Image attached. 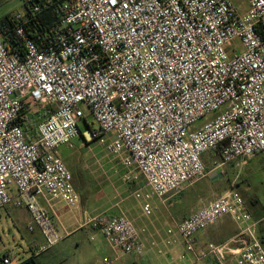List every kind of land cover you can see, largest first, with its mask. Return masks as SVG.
<instances>
[{
    "label": "built area",
    "instance_id": "obj_1",
    "mask_svg": "<svg viewBox=\"0 0 264 264\" xmlns=\"http://www.w3.org/2000/svg\"><path fill=\"white\" fill-rule=\"evenodd\" d=\"M23 2L28 9L13 15L23 53L10 52L0 36V211H28L30 231L42 238L34 256L63 239L42 201L80 208L58 152L79 136L106 145L126 171L124 181L141 177L151 191L145 198L163 203L206 176L208 152L219 153L218 169L264 157V0H247L244 13L232 0ZM45 7L57 19L47 26L39 17ZM88 114L97 127L83 133L80 122L91 127ZM144 211L151 213L149 204ZM225 216L239 232L196 252V235ZM83 224L114 250L145 253L141 232L125 215ZM174 227L168 233L175 231L197 261L213 256L225 264L232 255L237 264H264L257 223L236 191ZM22 263L0 255V264Z\"/></svg>",
    "mask_w": 264,
    "mask_h": 264
},
{
    "label": "rangeland",
    "instance_id": "obj_2",
    "mask_svg": "<svg viewBox=\"0 0 264 264\" xmlns=\"http://www.w3.org/2000/svg\"><path fill=\"white\" fill-rule=\"evenodd\" d=\"M232 1L240 12L244 13L249 10L247 0ZM24 8L23 0H0V18L6 15H14L18 11H24ZM234 43L240 45L238 40ZM87 117L91 127H88L84 121L80 122V129L83 133L90 132L91 128L97 127L94 118L89 114ZM204 122L205 120L202 121V123ZM105 138L108 142L109 138ZM58 152L71 171L74 177V185L81 198L84 194L85 197H92L96 201L103 200L105 203L104 210L110 209L115 203L124 199L121 206L129 210L128 215L127 213L125 215L134 223L141 234L142 231L145 232L141 229L147 226L159 230L151 252L155 264L187 263L189 254L186 252L181 238L175 231L173 234L168 233L169 229L174 230L175 227L166 218L165 204L154 195L146 199V194H151L148 187L141 188V196L137 198L134 192L128 188L130 183L123 179V167L121 164L119 165L117 158L107 153L106 145H102L97 140L87 141L83 136H79L72 142L71 146H62ZM214 156V152H208L205 155L206 172L209 166H213L214 161L220 160L218 154L217 159ZM248 169L244 173V179L238 183V186L247 193L245 194L248 200L245 203L246 208L249 206V200L257 199L259 208L264 210V169L258 165L257 160H252ZM231 178V174H227L225 180H231ZM218 179L222 178L219 177ZM205 181L208 182L209 179L206 178ZM217 181L215 178L214 184ZM79 187L82 188V193ZM136 188L140 187L137 186ZM87 190H89L88 193ZM238 193L245 200V196L240 192ZM219 196L221 194L217 198ZM145 204L150 205L151 213L149 215L144 211ZM250 206L254 207L252 204ZM114 209L111 208L110 212ZM116 211L117 209L114 210V212ZM84 217L81 208L72 212L68 211L63 221L72 233L67 236L61 232L63 237L61 242L36 255V264H95L97 259L110 253L109 244L99 230L90 224H87L84 229L78 228L79 224L87 221ZM31 224V216L25 208L10 206L1 210L0 255L11 252L18 261L23 260L24 257H30L33 252L31 251L32 248H36V246L39 248L40 246L39 239L36 238L38 230L30 231ZM183 254H186V258L182 260L180 256ZM141 258L145 257L142 256Z\"/></svg>",
    "mask_w": 264,
    "mask_h": 264
},
{
    "label": "crops",
    "instance_id": "obj_3",
    "mask_svg": "<svg viewBox=\"0 0 264 264\" xmlns=\"http://www.w3.org/2000/svg\"><path fill=\"white\" fill-rule=\"evenodd\" d=\"M214 154V157L217 159L216 156L217 154L219 155V153L214 152ZM252 160H257L258 165L262 166V168L264 169V157L262 155H257L253 158L243 159L234 163L223 165L221 168L218 169L217 165H219V163L221 162L220 158L219 161L216 160L213 162V166L211 165L208 167V171L205 177L190 184L179 193L169 194L166 197V202H164L166 206V218L168 222L172 226H175L179 222L188 218L190 215L196 213L203 207L207 206L211 201L215 200L218 195H223L230 191H236L243 194L245 196L244 203H246V201L248 200L245 194L247 193L238 186V183L244 179V173L249 170L248 167ZM117 161L119 162V160ZM122 172L123 175L126 173L124 169L122 170ZM227 174H231V180H225ZM219 177L222 179H218ZM206 178L209 179L208 182L205 181ZM215 178H217L218 180L216 184H214ZM138 179H140V181H138ZM138 179L135 182L129 184L128 188H130V191L134 192L135 190H137V186L140 187V189L145 187V182L143 181V179L141 177H139ZM79 190L82 193L81 187H79ZM88 191L89 190H87V193ZM123 200L124 199H121V202L115 203L111 207L117 209L116 212H114L115 209L110 212L111 208L108 210H104L105 203L103 200L96 201L92 197L86 196V198H83L82 196L80 208L83 210L85 216L84 218L86 219H90L99 215H104L108 217L125 215V213H127L128 215L129 210H126L121 206L124 202ZM248 203L249 206H247L246 208L245 205V208L246 210L248 209L247 211L252 215L253 221L257 223V234L264 246V210H261L259 208L257 199H255L254 201L253 199H251ZM42 204L44 205V207H46L48 211H50V213L55 216L59 225L60 232L65 233L67 236L71 234L72 231H69L68 227L64 224L63 221V218H66V214L68 213V211L72 212L68 208V206L61 201H57L56 203H54L53 207L49 206L44 201H42ZM250 204H252L254 207H251ZM85 226L86 225L81 223L79 224L78 228L84 229ZM141 230H145V232L142 233V240L145 244V253L142 256H144L145 258H141L142 256H137L134 254L125 255L121 251L114 250L109 246L110 253L106 254L102 258L97 259L95 264H155L154 259L151 256V252L155 243V238L158 236L159 230H157L156 228H151L150 226L143 227ZM239 230L240 225H238L232 219L231 216H225L221 218L214 225L208 227L203 231H200L196 235V252L199 253L205 250L209 244H221L230 241L239 232ZM36 238L39 239V244H41L42 238L39 231L36 232ZM37 248L38 246H36V248H32L31 251L33 252L31 253V256L24 257L23 260H21L20 262L30 261L31 258H34V262L29 264H36L35 259L37 258V256H34L33 253L34 251H36ZM7 253H10L11 255H13V257H15L13 253ZM186 264L220 263L213 256H208L202 259L201 261H197L195 259L194 254L190 253ZM225 264H237L236 258L232 255H228Z\"/></svg>",
    "mask_w": 264,
    "mask_h": 264
},
{
    "label": "trees",
    "instance_id": "obj_4",
    "mask_svg": "<svg viewBox=\"0 0 264 264\" xmlns=\"http://www.w3.org/2000/svg\"><path fill=\"white\" fill-rule=\"evenodd\" d=\"M39 1L45 3L46 0H39ZM24 9H28L27 5H25ZM39 17L40 20L46 26L57 21L56 17L54 16V13L46 7H45V11L42 14H40ZM0 36L10 52L21 53V54L23 53L22 41L15 33L13 15H6L0 18ZM87 126L89 127V125ZM73 183H74V177H73ZM83 198H86L84 194H83ZM33 260L34 258H31L30 261L23 262L22 264L32 263L34 262Z\"/></svg>",
    "mask_w": 264,
    "mask_h": 264
}]
</instances>
